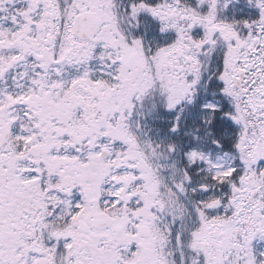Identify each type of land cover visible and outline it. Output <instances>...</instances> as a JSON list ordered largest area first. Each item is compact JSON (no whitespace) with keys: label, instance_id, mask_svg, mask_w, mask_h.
Here are the masks:
<instances>
[{"label":"snow or ice","instance_id":"obj_1","mask_svg":"<svg viewBox=\"0 0 264 264\" xmlns=\"http://www.w3.org/2000/svg\"><path fill=\"white\" fill-rule=\"evenodd\" d=\"M0 264H264V0H0Z\"/></svg>","mask_w":264,"mask_h":264}]
</instances>
